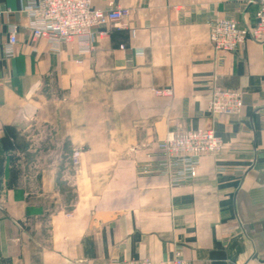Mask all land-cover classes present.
Returning <instances> with one entry per match:
<instances>
[{
  "label": "crops",
  "instance_id": "1",
  "mask_svg": "<svg viewBox=\"0 0 264 264\" xmlns=\"http://www.w3.org/2000/svg\"><path fill=\"white\" fill-rule=\"evenodd\" d=\"M25 2L0 0V264H264V39L209 42L210 23L249 28L258 5L94 0L129 12L94 27L82 52L33 39ZM215 87L242 92L238 114L208 112ZM197 129L221 148L191 181L141 172L167 135Z\"/></svg>",
  "mask_w": 264,
  "mask_h": 264
},
{
  "label": "built area",
  "instance_id": "2",
  "mask_svg": "<svg viewBox=\"0 0 264 264\" xmlns=\"http://www.w3.org/2000/svg\"><path fill=\"white\" fill-rule=\"evenodd\" d=\"M94 0H26L21 10L27 15V27L33 39L45 37L51 49L59 50L61 43L77 41L79 51H92L94 27L105 20L119 21L128 14V9L116 7L102 9L93 6ZM258 8L255 22L251 27H239L233 19L219 18L209 24V42L215 50L233 51L247 39H264V0H252ZM98 34H103L99 31ZM17 44V29L11 26L3 45L6 57L14 55ZM170 95L169 89L156 91ZM243 105L242 92L237 89L215 87L211 92L207 110L211 115H236ZM161 158L155 163L143 165V173L164 174L171 187L191 181L203 155H215L221 148V141L211 129L179 130L170 133L158 145ZM78 151L72 155L73 163H78ZM63 264V263H55ZM120 264H190L176 255L167 261L154 262L149 258L124 261Z\"/></svg>",
  "mask_w": 264,
  "mask_h": 264
},
{
  "label": "rangeland",
  "instance_id": "3",
  "mask_svg": "<svg viewBox=\"0 0 264 264\" xmlns=\"http://www.w3.org/2000/svg\"><path fill=\"white\" fill-rule=\"evenodd\" d=\"M74 151H78L79 152V149H75V150H73V152ZM73 152H72V154H71V158H70V160H71V162H72V164H75V163H73V161H72V155H73ZM79 156V155H78Z\"/></svg>",
  "mask_w": 264,
  "mask_h": 264
}]
</instances>
